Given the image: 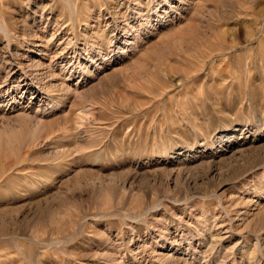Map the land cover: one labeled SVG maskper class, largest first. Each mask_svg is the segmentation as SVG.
Returning a JSON list of instances; mask_svg holds the SVG:
<instances>
[{"label": "rangeland", "instance_id": "1", "mask_svg": "<svg viewBox=\"0 0 264 264\" xmlns=\"http://www.w3.org/2000/svg\"><path fill=\"white\" fill-rule=\"evenodd\" d=\"M0 264H264V0H0Z\"/></svg>", "mask_w": 264, "mask_h": 264}, {"label": "bare ground", "instance_id": "2", "mask_svg": "<svg viewBox=\"0 0 264 264\" xmlns=\"http://www.w3.org/2000/svg\"><path fill=\"white\" fill-rule=\"evenodd\" d=\"M166 231H167V228H166V226H163L162 228H161V233L163 234V233H166ZM158 243V242H157ZM157 245V244H156ZM156 248H154L153 249V252H155L156 250H155Z\"/></svg>", "mask_w": 264, "mask_h": 264}]
</instances>
